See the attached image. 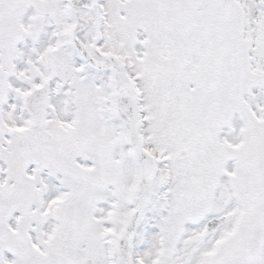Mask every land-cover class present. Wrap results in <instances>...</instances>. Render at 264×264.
<instances>
[{
	"label": "snow or ice",
	"instance_id": "snow-or-ice-1",
	"mask_svg": "<svg viewBox=\"0 0 264 264\" xmlns=\"http://www.w3.org/2000/svg\"><path fill=\"white\" fill-rule=\"evenodd\" d=\"M0 264H264V0H0Z\"/></svg>",
	"mask_w": 264,
	"mask_h": 264
}]
</instances>
